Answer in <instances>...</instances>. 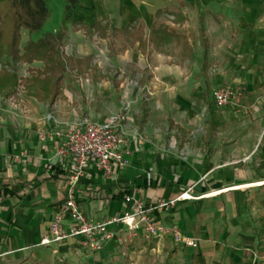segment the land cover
Masks as SVG:
<instances>
[{
    "label": "crops",
    "instance_id": "crops-1",
    "mask_svg": "<svg viewBox=\"0 0 264 264\" xmlns=\"http://www.w3.org/2000/svg\"><path fill=\"white\" fill-rule=\"evenodd\" d=\"M162 14L173 19L158 21ZM96 22L108 26L107 37L97 35L92 27ZM72 25L94 34L99 41L107 40L111 54L121 46L124 35L129 42L123 51L126 56L130 51L132 56L125 60H140L136 52L146 60L150 55L153 78L162 84L156 85L152 93L146 88L147 92H142L144 98L136 99V122L129 117L125 121L131 134L135 129L139 133L127 143L129 163L125 167L113 165L110 174L90 163L77 184L76 200L85 215L94 219L118 214L139 200L150 208L152 218L178 227L197 246L177 243L168 235L146 238L142 230L129 232L123 227L117 238L99 250L75 239L39 244L66 200L70 165L56 155L58 145L54 138L39 135L46 126L45 114L53 112L65 129L78 118L103 120L117 112L120 105L115 103L107 115L101 109L98 98L111 99L113 95H101L98 84L88 83L92 61L81 75H76L75 70L67 71L76 79H70L67 86L63 77L60 93L52 103L28 95L25 85L18 84L42 68L43 63L35 60L16 63L18 80L13 93L8 97L0 94L4 99L17 96L19 100L15 118L19 129L0 127V264H254L255 260L260 264L264 251L260 249L261 232L257 225L264 228V216L255 222L250 215L248 220L239 215L251 196L245 188L263 183L252 182L256 174L264 177L257 146L249 163H231L230 156H244L246 149L229 141L222 149L217 147L225 139L224 121L217 109L221 125L210 140L206 139L205 121L208 101L213 103L207 80L209 61L213 65L211 72L222 80L237 73V63L230 62L237 54L243 55L250 71H257L256 62L264 66V0H78L65 23L66 27ZM159 25L166 26L177 38L157 30ZM138 29L142 33L141 45ZM34 33L21 28L20 47L46 32L35 37ZM165 43L178 47L173 57L176 62L169 64L172 57L166 53L162 59L156 57L161 53L155 49ZM87 56L93 60L92 55L83 57ZM9 62L2 59L0 67ZM21 66H26V70ZM198 74L203 76V82L191 78ZM82 76H86L87 83L81 80ZM203 108L207 112L203 128L195 134L190 130L200 124L198 116ZM142 109L147 111L144 118ZM260 121L264 123V117ZM56 170L63 172L54 175ZM126 189L129 193L119 196ZM187 189L190 199L176 201L166 209L157 208L158 202L174 199ZM252 226L259 236L253 233ZM250 250H257L256 258H251Z\"/></svg>",
    "mask_w": 264,
    "mask_h": 264
},
{
    "label": "rangeland",
    "instance_id": "rangeland-1",
    "mask_svg": "<svg viewBox=\"0 0 264 264\" xmlns=\"http://www.w3.org/2000/svg\"><path fill=\"white\" fill-rule=\"evenodd\" d=\"M66 0H47L48 7V16L44 21L40 32H36L33 36H41V32H53L54 29H65L66 34L61 41V47L66 55H74L76 57H83L86 55H92L91 60V70L88 73V78L90 81L88 83L98 84L101 95H105L108 92L113 95L111 99L109 98H98L101 101V109L105 111V114L111 113V109L115 103H121L125 91L129 94V98L133 100V104L129 111V118L136 122L135 118L137 115L136 111V99L142 100L144 98L142 87L148 88L152 93V89L161 83V81H156L153 77V74L150 69V64H152L150 55L141 57L136 52V55L140 57V60L136 59L135 62L131 60H125V57L130 56L131 52L127 51L124 53V47L128 46L129 40L122 35L121 37V46L117 47L115 54H111L107 48V40L99 41L94 34H89V32H84L83 29L72 25L66 27L65 23H68L70 16L67 19H64V7ZM173 17L167 15H160L158 21H170ZM64 20V21H63ZM63 21V25L59 28ZM170 27L175 26L169 23ZM68 30V32H67ZM196 47V46H195ZM161 54L156 56L161 59L163 54H168L170 58V63L176 62L173 57L178 53L179 49L174 43H165L160 47L156 48ZM149 54L151 53L150 49L148 50ZM197 54H201V49L197 50ZM128 59V58H127ZM243 55L237 54L231 60V64L235 65L237 63V73H232L228 75L226 79L214 75L211 72L213 68L212 63L208 64V75L207 80L210 87V97L211 100H214L212 97V92L215 87L225 84L228 85L233 92L231 103L227 106L217 109L219 112L220 118L224 121V128L222 132V139L218 142V148L222 149L225 146V143L229 141V144H234L238 148H245L244 156H230L228 158L229 162H238L246 161L243 163H249L250 157L255 155L256 146L259 142L262 133L264 132V123L260 121V118L264 117V66L261 63H257V71H250V67L247 64ZM147 62L149 65H147ZM196 65L195 61H191ZM230 64V65H231ZM2 65L4 63L2 62ZM22 69L26 70V66H21ZM21 74V72H19ZM25 76H28L29 73H25ZM86 76H82L81 80L84 83ZM191 78L196 79V81L203 82L202 75L191 76ZM65 85H69V80L76 79L73 73L66 72L64 75ZM116 82L118 84L116 85ZM222 82V83H221ZM225 82V83H224ZM21 83V84H20ZM18 85H25L24 81L20 82ZM220 83V84H219ZM162 85V84H161ZM155 89V88H154ZM136 91V92H133ZM22 96H25L24 93H21ZM138 94V95H137ZM148 101L151 100V94L148 96ZM27 100H31L27 96L24 97ZM145 100V99H144ZM19 112V100L17 96L13 98L4 99L0 97V127L6 128L12 127L15 130L19 129V123L15 122V118L18 116ZM206 110L203 108L199 114L200 124H197L192 130L193 133H198L202 130V122L206 116ZM217 149V148H216ZM208 155V153H207ZM219 160H223L219 158ZM221 163V161H219ZM264 174V168L260 170ZM257 181H263L260 185H254L249 188H245L251 196H248V199L245 202V207L242 211H239V215L245 217L248 220L249 215L255 220L264 216V177L260 178L256 174L253 183ZM183 191V190H182ZM257 228L260 230L261 246L260 249L264 251V228L257 225ZM251 254V258L254 259L257 257V250L248 251ZM260 264H264V256L260 258Z\"/></svg>",
    "mask_w": 264,
    "mask_h": 264
},
{
    "label": "built area",
    "instance_id": "built-area-1",
    "mask_svg": "<svg viewBox=\"0 0 264 264\" xmlns=\"http://www.w3.org/2000/svg\"><path fill=\"white\" fill-rule=\"evenodd\" d=\"M21 81H19L20 83ZM141 90L147 92L145 87ZM125 91L117 112L103 120L78 118L72 121L69 128H61L60 122L53 112L45 114V127L39 131L41 138L51 137L57 141L56 155L66 159L68 165L66 200L58 208L49 223L47 232L41 238L40 245L62 243L75 239L81 245L99 250L107 241L117 238L123 227L129 232L142 230L146 238H157L168 235L180 244L196 247L197 242L184 235L176 226H167L150 215V208L141 201L135 200L131 207L110 215L104 219H94L85 215L75 198L79 180L86 168L93 163L103 173L110 174L113 165L125 167L129 163L127 143L132 136H138L137 130L132 133L127 129L128 119L133 100ZM232 89L225 84L217 86L213 91L214 106L221 109L231 103ZM189 190L182 191L174 199L160 201L157 208L166 209L176 201L187 200L192 196Z\"/></svg>",
    "mask_w": 264,
    "mask_h": 264
},
{
    "label": "trees",
    "instance_id": "trees-1",
    "mask_svg": "<svg viewBox=\"0 0 264 264\" xmlns=\"http://www.w3.org/2000/svg\"><path fill=\"white\" fill-rule=\"evenodd\" d=\"M77 3L78 0H66L64 19L71 15ZM47 16V0H0V63L2 59L10 60L7 66L0 67V94L4 97L10 96L17 85L16 63L28 64L35 60L43 63L41 69L36 70L29 77H24L22 81L25 83L28 95L49 103H52L60 93L62 80L67 71L75 70L76 75H81L89 66L90 56L79 58L63 53L61 47V41L65 35L63 29L46 32L36 40H28L23 47H20L21 28L27 29L29 33L37 32L42 28ZM92 27L98 36L107 37V25L101 26L99 22H96ZM157 30L167 37L177 38V35L167 31L164 25H159ZM200 33L204 38L202 28ZM136 34L141 45V30L138 29ZM203 44L206 45L205 39ZM206 95L209 97V92H206ZM207 111L206 139L210 140L218 131L221 122L214 104L210 101H208ZM146 113L147 111L142 109L143 118ZM257 156L260 160L259 166L262 167L264 165V132L257 145ZM62 172V170H56L54 175ZM128 193L129 189H126L118 194L125 196ZM252 230L256 236H259L255 226H252ZM254 264H258V261L255 260Z\"/></svg>",
    "mask_w": 264,
    "mask_h": 264
}]
</instances>
